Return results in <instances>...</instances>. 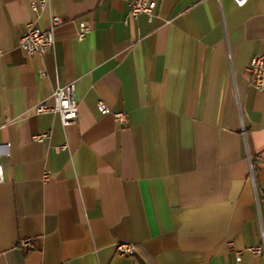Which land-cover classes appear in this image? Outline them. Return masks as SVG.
Wrapping results in <instances>:
<instances>
[{
	"label": "crops",
	"instance_id": "0c3cea01",
	"mask_svg": "<svg viewBox=\"0 0 264 264\" xmlns=\"http://www.w3.org/2000/svg\"><path fill=\"white\" fill-rule=\"evenodd\" d=\"M37 1L0 0V264H264L249 251L264 239V91L246 71L264 0H155L150 18L129 0ZM54 16L53 47L25 54L26 26ZM68 83L74 122L35 112Z\"/></svg>",
	"mask_w": 264,
	"mask_h": 264
},
{
	"label": "built area",
	"instance_id": "2783aa9c",
	"mask_svg": "<svg viewBox=\"0 0 264 264\" xmlns=\"http://www.w3.org/2000/svg\"><path fill=\"white\" fill-rule=\"evenodd\" d=\"M237 7L244 6L248 0H232ZM48 0H38L30 5L31 9L35 12L39 8H43L47 4ZM156 8L155 0H129L128 13L132 17H136L139 14H146L149 18L153 15ZM62 20L58 16H54L51 19L49 27L45 30L34 26L33 23H29L23 34L20 36L18 45L21 50L29 55L43 54L47 50L51 49L54 44V29L59 25ZM91 25L85 22L79 23L77 37L82 39L84 35L90 31ZM246 71L250 75L251 85L259 90L264 91V53H258L254 55ZM74 86L72 83L65 84L63 86H57L51 93L52 104H47L45 101L39 102L35 107L36 113L42 112H54L59 115L60 122L63 126L74 122L77 118V103L74 98ZM97 110L101 114L112 113L113 117L120 124L126 122V114L122 111L111 112L109 108L101 101H97ZM48 137L47 133L35 134L33 139L35 141H43ZM4 144H0V158L2 155ZM254 170L250 169V177L253 178ZM48 174H44V178H47ZM3 181V169L0 159V182ZM25 245V243H22ZM131 247L128 244H117L116 251L120 254H129ZM249 251L264 258V239L261 243L249 248Z\"/></svg>",
	"mask_w": 264,
	"mask_h": 264
}]
</instances>
